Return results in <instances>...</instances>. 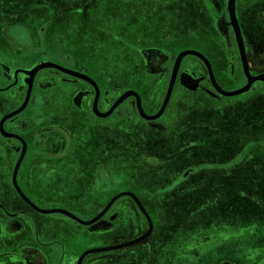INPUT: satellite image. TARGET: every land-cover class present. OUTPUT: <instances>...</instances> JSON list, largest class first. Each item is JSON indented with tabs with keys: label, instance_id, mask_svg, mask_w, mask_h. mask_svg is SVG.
<instances>
[{
	"label": "flooded vegetation",
	"instance_id": "obj_1",
	"mask_svg": "<svg viewBox=\"0 0 264 264\" xmlns=\"http://www.w3.org/2000/svg\"><path fill=\"white\" fill-rule=\"evenodd\" d=\"M220 1L223 2V0ZM169 6L171 17L168 22L160 21L151 24V26L142 24L147 27V30L149 27L152 29V37L147 38L146 35L151 44L145 47V55L133 60L138 63L143 62L145 76L141 79L134 78L137 86L129 88V90L138 94L140 107L148 116H153L162 104L175 59L182 51L192 50L202 54L210 63L216 84L223 90V83L234 85L240 82L239 87H243L247 83L233 28L230 21L226 22L228 18L226 8L217 12L212 6V0H189L186 5L179 4L174 7L172 3H169ZM174 10L178 14L177 18L173 16ZM171 11L173 12L171 13ZM235 16L245 51L247 71L251 77L262 75L264 74V0H235ZM161 28H167L168 32L162 33ZM227 34L230 43L224 41ZM220 41L225 43V47L220 43L217 45V42ZM182 46H188V48L179 50L170 62L168 56L174 54ZM213 58H217V61L225 59V63H221L223 68L225 67V74L223 73L222 78L219 77L221 73L218 74L219 64L212 61ZM127 60L132 61L129 60V57ZM251 61L254 62L250 68L249 62ZM50 64L52 65V63ZM53 65L68 69V67L59 65V62L53 63ZM17 69L23 70L24 68ZM43 70L45 78L41 81V85L44 88L50 87L58 80L61 83L60 79L81 82V88H85V93L89 96L88 104L91 113L94 106L98 113H105L122 94L110 85L109 78L104 83H97L86 72L68 69L84 75L96 83L97 94L96 88L83 78L71 76L56 67ZM117 73L119 74L121 71L116 69ZM23 76L22 73L17 72L12 81L15 90L20 91L22 97H25L28 85L23 86V90L19 88L23 83ZM25 81L32 85L31 77L26 78ZM182 81L184 83H181ZM79 91L80 93L84 92L81 89ZM246 93L247 95L228 104L222 103L219 99L222 95L217 93L211 83L206 65L199 58L188 55L180 62L169 104L158 119H143L138 111L137 100L131 95L114 108L113 113L120 114L123 122L116 121L107 130L108 132L105 131L106 142L101 145L95 143L96 136L93 132L70 134L61 126L55 128L63 137L62 149L48 151L46 150L47 144L44 142H36L34 146L25 145L26 161H24L27 166L24 188L17 177L16 184L11 179L9 183L13 185L16 196L26 209L23 215L18 212L9 213V220L3 224L10 227L18 226L17 230L14 229L16 232L14 231V234L8 238L11 243L8 252L12 254L10 256L16 259L24 258L21 262L24 264H78V259L85 250L79 254L71 253L59 241V231L61 233V230L64 229V222H70L79 227L83 225L74 221L73 218L59 213V209H61L59 207V194H61L59 182L63 178L64 170L81 163L85 171L88 169V175L64 182V185L68 187L73 185L74 189L83 191L79 193L80 200L78 198L66 199L74 201L73 205L76 204L78 207H66L65 209L80 221H94L93 224L104 222L107 226H111L105 232L95 235L106 238L116 231L121 233L130 231L134 234L133 238H137L142 234L140 231L144 232V229L145 232L147 231L149 220L152 222L153 233L156 219L162 220L166 217L167 222L163 225H165L167 233H161V244H157L153 264H264V245L259 248L255 247L254 251L250 250L249 253L241 249L239 256L221 258L215 254L214 256H217L218 259H214V256L208 255L211 254L212 245L227 238L224 235L225 228L226 231L230 229L235 232L236 234L233 235L235 237L241 231L246 232L242 235H247L245 239L249 237V233H253L249 232L248 225L242 221L247 218V213L231 215L234 220L242 221L236 222L238 228H234L235 223L229 227L223 225L222 216L217 213L213 214L210 220L203 221L201 219L202 221L187 226L191 212L190 205H196V201L191 202V196H194L195 192L199 194L202 192L201 197H214L222 193V189L224 192L226 189L225 180H229L230 184L235 187L233 195L243 194V197H240L248 199L254 195L258 196V188L254 187L259 180L264 182V176L260 175L264 169L247 158L244 153L247 150V143H243L241 140L247 139V119L255 115H264V83L257 81L251 84ZM31 97V102H34V95L32 94ZM104 104L106 107L108 106L107 109L103 108ZM81 105L82 108H85V103L81 102ZM170 105L171 110L168 111ZM257 105L262 109L260 113L254 110ZM133 118L140 119L143 126H130L129 122ZM30 120L33 127L41 122L36 118ZM27 125L26 121L20 122L17 131L7 132L11 140H14L10 146L12 148L15 144L18 146V155L23 153L20 141L25 139L20 131ZM38 133V130H34L31 137L38 138ZM85 135L86 144L79 146L75 143V141L83 140ZM112 139H114L113 144H110ZM101 161H104L106 165L100 163ZM66 165L68 166L66 167ZM117 167H125L126 171H131L130 168L135 169L129 174L112 173V169ZM18 172L19 170L16 176ZM41 177L44 180L51 178L52 181L54 179L51 184L54 188V191H51L55 196L54 199L44 200L47 192L38 182ZM150 178L155 180L154 193L145 188V184ZM160 183L165 185L159 186ZM123 184L126 189L117 191L116 189ZM260 191V193H264V187ZM112 192L114 194L111 195ZM125 192L135 196L146 214L137 205L136 200L128 195L118 197L107 208L108 203L115 195ZM142 193L146 196L150 195L148 200ZM87 194L96 199L93 205H85L87 200L82 197ZM164 194L168 195L170 199L166 204L161 205L157 203L156 196ZM262 197L264 198V194H261ZM234 198L233 196V200ZM41 199L46 202L41 203ZM89 201L91 203L92 200ZM213 204L217 206L221 203L217 201ZM113 208L116 211H113ZM260 208L263 210L264 206ZM260 208L256 210L257 215L261 211ZM51 210L57 211L42 212ZM120 216V224H115L114 221ZM181 217L183 222L176 225L177 218L181 219ZM18 218L23 219L24 223ZM111 223L114 225H109ZM47 230H54L57 234L46 237L43 231ZM21 235H24L22 240L19 239ZM57 235L58 239L52 240L51 237ZM124 240L115 239L114 244L117 243L118 246L125 244L126 240ZM142 250L145 253L148 252L147 248ZM22 252L25 254L24 256L20 255L23 254ZM105 253L87 254L80 264H123L127 259L107 256V261L101 260Z\"/></svg>",
	"mask_w": 264,
	"mask_h": 264
},
{
	"label": "crops",
	"instance_id": "obj_2",
	"mask_svg": "<svg viewBox=\"0 0 264 264\" xmlns=\"http://www.w3.org/2000/svg\"><path fill=\"white\" fill-rule=\"evenodd\" d=\"M187 2L189 0H2L0 2V264H24L21 263L24 258L16 259L11 257L12 254L8 253L11 244L8 238L11 234H14L18 226L10 227L3 224L9 220V213L18 212V214L23 215L26 209L16 196L13 185L9 183L11 179L16 184L15 179L17 177V180L22 183L24 188L27 166L24 155L25 145L34 146L36 142H44L47 144L46 150L48 151L62 149L64 140L55 128L59 126L70 134L73 132L78 134L82 132L88 133V131L93 132L96 136L95 143L101 145L106 142L105 131L108 132L107 130L113 126L114 122H123L120 114L115 115L113 113L114 109L105 116H98L94 110L91 113L88 104L89 96L85 93V88H81L82 83L79 81L60 79L61 83L58 80L50 87H42L41 81L45 78L43 69H50L53 66L40 68L32 75L30 74L31 71L44 64L59 62V65L68 67V69L86 72L97 83H104L109 78L111 81L110 85L122 94L126 91H131L129 88L137 86L134 78L138 77L141 79L145 76L143 62L138 63L133 60L145 55V47L151 44L147 38L152 37V29L149 27V30H147V27L142 24L151 26V24L160 21L168 22L171 17L169 3L176 7L179 4L186 5ZM144 11L149 12L147 19L142 17L141 13H144ZM173 13V16L177 18L178 14L175 13V10ZM132 21L139 22L134 25L138 26L135 31L128 26ZM116 23H120V25L116 26ZM143 31L147 38L142 39ZM160 31L167 33L168 29L161 28ZM121 51L126 52L130 56L129 60L132 61H128L127 58L124 61L117 59L118 62L112 63L108 56L112 53L120 54L122 53ZM17 68L24 69L19 70ZM116 69L121 71V73L116 74ZM100 70L102 71L101 73L99 72ZM17 72L24 75L23 83L19 88L22 89L23 86L28 85L25 97H22L20 91L14 88L12 80L14 75L16 77ZM29 77L32 78V85L27 84L25 81ZM149 78L152 77L149 76ZM181 83L184 82L182 81ZM80 89L84 92L80 93ZM32 94L34 95V102H31ZM169 99L159 117L165 112ZM80 101L85 103V108H82ZM161 106L162 104L155 114L159 112ZM105 107L106 105L103 106V108ZM107 108L108 106L105 109ZM259 109L258 105L254 108L255 112L259 111L260 113L262 109ZM170 110L171 105L168 108V111ZM31 118L40 119L41 122L33 127ZM251 118L247 119V158L259 164L260 167H264V115H255ZM25 121L28 125L23 127L20 132L26 140L21 139L23 153L18 155V146L17 144L13 148L10 146V143H14V140H11L7 132L17 131L18 124ZM140 121V119L136 120V118H133L129 123L130 126L139 125L141 127L143 125ZM34 130L39 131L38 138L31 137ZM113 140H111L110 144H113ZM75 143L79 144V146L86 144V135L83 140L75 141ZM100 163L106 165L104 161ZM130 169L131 171H126L125 167H117L112 169V173L129 174L135 168ZM18 170L19 172L16 176ZM63 172L65 173L62 174L63 178L59 182V192H61L59 194V207L68 212L65 209L66 207L75 208L78 206L76 204L73 205L74 201L71 202L66 199H79L81 198L79 193L83 191L74 189L73 185L68 187L64 185V182L88 175V169L85 171L83 164L79 163L77 166H72ZM69 176L71 178H68ZM38 182L42 184L43 190L48 193L45 194L44 200L54 199L55 196L51 192L54 191L51 185L54 179L52 181L51 178L44 180L41 177ZM256 182L257 180L255 184ZM161 184L158 185L160 186ZM162 185L165 184L163 183ZM121 186L126 189L124 184ZM145 186L147 190L154 193L155 180L150 178ZM263 186L264 182L259 180L256 187H254L258 188V197L260 198L261 194H264L260 193V190H263ZM1 192L3 193L1 194ZM112 194L114 193L112 192ZM143 196L148 200L150 195L146 196V194H143ZM253 197H256V195ZM82 198L87 200L85 202L87 206L93 205L96 200L90 194ZM113 198L110 200L111 203H108L107 208L117 199L113 200ZM169 199L170 197L165 194L156 196L157 203L161 205L166 204ZM89 200H92L91 203ZM46 201L41 199V203ZM113 211H116V209L113 208ZM119 212L121 213L120 210ZM247 214V218L242 221L248 225L247 229L249 232L258 233L263 231L264 209L260 211L259 215L256 214V211L251 212L250 209ZM121 216L114 221L115 224H120ZM18 220L24 223L23 219L18 218ZM73 220L83 226L79 227L70 222H64V229L62 228L61 233L59 231V241L74 254H79L84 250V252H87L116 247L118 245L117 243L114 244L115 239H125L126 241H124L127 243L147 234L145 238L137 243L117 248L118 251H115L117 249H112L94 253H111L108 255L107 253L103 254L105 256L101 260L104 261H107V256H111V258L124 257L122 258L124 260L127 258L123 264L128 262L129 264H153L157 244H161V233H167L166 227L163 225V223L166 224L167 222L166 217L162 220L156 219L153 233L152 222L149 220L147 231L145 232V229L144 232L140 231L142 234L137 238H133L134 234L130 231L127 233L116 231V234L113 233L109 237L104 238L95 234L103 233L111 226H107L104 222L93 224L94 221ZM233 220L234 218L229 221L235 223V227L238 228L236 222L242 221ZM114 223L109 225H114ZM43 233L48 237L56 232L47 230L43 231ZM251 234L249 233V235ZM23 238L24 235H21L19 239L22 240ZM51 238L52 240L58 239V235ZM262 245H264V242L251 248L248 246L244 249V252L247 251L249 253L250 250L253 252L255 247L259 248ZM145 248L148 249L146 253L142 250ZM43 251L45 250L43 249ZM20 255L24 256L25 254ZM126 261L128 262L126 263Z\"/></svg>",
	"mask_w": 264,
	"mask_h": 264
},
{
	"label": "rangeland",
	"instance_id": "obj_3",
	"mask_svg": "<svg viewBox=\"0 0 264 264\" xmlns=\"http://www.w3.org/2000/svg\"><path fill=\"white\" fill-rule=\"evenodd\" d=\"M216 1H217V3L215 4ZM226 1L227 0H223V2H221L220 0H212V6L217 12H220L221 10H225V8H226V13L228 15L226 22H228V21H230V19H229V14H228V10H227L228 3L226 4ZM141 14L143 15L142 17L144 19L145 18L147 19L149 12L144 11V13L142 12ZM136 23H139V22L132 21L129 23L128 26H130L131 30L135 31L138 28V26H134V25H136ZM118 25H120V23H116V26H118ZM230 25H231V23H230ZM246 25H249V24L246 23ZM129 34H131V33H129ZM234 35H235V33H234ZM142 38H146V34L144 33V31H143V37ZM224 39H225L224 41L226 43H228V41H229L228 34H227V37H225ZM235 40L237 43L236 35H235ZM219 43L221 44V46L225 47L224 42H221V41L217 42V45H219ZM229 43H230V41H229ZM237 45H238V43H237ZM184 48H188V46H182L181 48L176 50L174 52V54H170L168 56L170 58V62H172L174 55L177 54L179 52V50H182ZM121 52L122 53H120V54L112 53L111 55L108 56L112 63L118 62L117 59L124 61L125 59L130 57L129 55L126 54V52H124V51H121ZM168 57H167V59H168ZM224 60H225L224 58L222 60H218V61H217V58H213V60H212V61L219 64V66L217 68H218V74L221 73V75L219 74L220 76L218 75L220 78H222V76H224V74H225V70H224L225 67L223 68V66L221 64L224 62ZM253 62L254 61L249 62L250 68H251V65L253 64ZM259 68H263V67H259ZM262 75H264V74H262ZM259 82H261V81H259ZM240 85H241L240 82L235 83L234 85H228L226 83H223L224 91H227V92L235 91V90L242 88V87H239ZM245 95H247L246 92H244V94L242 93V95H240V96L236 95L237 97L223 96L222 95L221 97H219V99L222 103L228 104V103L234 101L235 99L242 98ZM242 141H243V143L247 142V140L245 138L243 140H241V142ZM199 152H200V149H199ZM244 153H246V156H247L248 150H245ZM261 169H264V167H262ZM260 175H261V177H263L264 171ZM225 188L226 189L224 190V192L222 189V193H219L218 195H216L214 197H210V196L201 197L202 192H200V194L198 192H195L194 193L195 195L191 196V199L193 200V201L191 200V202L193 203L194 201H196V205H193V204L190 205L191 212H190V216L188 217V221H187L188 227H189V225H193V223H197V221H199V222L202 221L201 219H203V221L205 219L210 220V218L215 213L221 215L223 225L229 227L230 225H233V224L231 223V221H229V222H226V221L232 220V216H231L232 214H235V215L238 213L245 214V213H247V211H249V209L252 212V211H256L260 207L264 206V198L263 197L260 198L257 196V197H251L248 199L247 197L241 198V197H243V194L239 195L237 193V195H233V189L235 187H233L232 184H230L229 180H225ZM121 189H123L122 186L116 190L118 191ZM233 196L235 197L234 200H233ZM217 201H220L221 204L216 206L213 203H215ZM218 208H219V210H218ZM260 209L262 210V208H260ZM59 217H61V216H59ZM176 222L182 223L183 218L182 217H181V219L177 218ZM230 228H232V227H230ZM234 228H235V226H234ZM235 234L236 233L231 231L230 229L226 231V228H225V234L224 235H226L227 238L218 242L217 244L212 245L211 247H213V248L209 247V248H211V252H210L211 254H208V255L214 256L215 254H218L219 257H221V258L230 257V256L233 257L234 255L239 256L241 254L240 253L241 249H245L248 246L251 248V247L256 246L257 244H261L264 242V229H263V231H259L258 233H253L251 235H248L249 237L246 239H245V237L247 235L242 236V235L246 234V232L241 231L237 237L233 236ZM222 255H228V256L222 257ZM214 259H218V257L214 256ZM209 264H213V263H209Z\"/></svg>",
	"mask_w": 264,
	"mask_h": 264
},
{
	"label": "water",
	"instance_id": "obj_4",
	"mask_svg": "<svg viewBox=\"0 0 264 264\" xmlns=\"http://www.w3.org/2000/svg\"><path fill=\"white\" fill-rule=\"evenodd\" d=\"M227 10H228V14H229V19H230V23L233 27V30H234V33L236 35V39H237V43H238V48H239V53H240V56H241V60H242V64H243V67H244V72L246 74V77H247V83L244 87L238 89V90H235V91H230V92H227V91H224L222 90L215 82V79H214V76H213V73H212V69H211V66H210V63L209 61L200 53L196 52V51H192V50H185V51H182L181 53H179L175 59V62H174V66H173V70H172V73H171V76H170V81H169V84H168V88H167V92H166V95H165V98L163 100V103H162V106L159 110V112L153 116H148L146 115L141 107H140V101H139V96L133 92V91H126L125 93H123L119 98L118 100L113 104L112 108L110 109V111H108L107 113L105 114H100L98 113V111L96 110V107L94 106V112L98 115V116H105V115H108L120 102H122L124 99H126L127 97L129 96H134L137 100V107H138V111L140 113V115L146 119V120H155L156 118L159 117V115L161 114V112L163 111L168 99H169V96L171 94V91H172V88H173V85H174V81H175V78H176V75H177V70L179 68V65H180V62L181 60L185 57V56H188V55H192V56H195L197 58H199L207 67V71H208V75H209V78L211 80V83L213 84L215 90L223 95V96H236V95H240L244 92H247L251 86V84H253L254 82L256 81H261V82H264V75H260V76H257V77H251L247 71V62H246V59H245V51H244V47H243V42H242V38H241V33H240V30H239V26H238V23H237V19H236V16H235V0H228V6H227ZM47 66H53V67H56L58 68L59 70H61L62 72H65L71 76H76V77H79V78H83L85 80H87L89 83H91L95 88H96V92L98 94V89H97V86L95 85V83L89 79L88 77L84 76V75H81L79 73H76V72H73L71 70H68V69H65V68H62L60 66H56V65H51V64H44V65H41V66H38L36 68H34L32 71H31V75L34 74L38 69L40 68H43V67H47ZM15 184V183H14ZM122 195H128V196H131L132 198H134L136 200V203L137 205L143 210V212L145 213L144 209L142 208V206L140 205V203L137 201V199L135 198V196L131 193H120L118 194L117 196H115L114 199L122 196ZM21 196L27 200L22 194ZM112 200V201H113ZM111 203V202H110ZM109 203V204H110ZM108 204V205H109ZM57 210H51V211H42V212H55ZM59 213H62L64 215H67L75 220H78L75 216H73L72 214L64 211V210H60L59 209ZM146 214V213H145ZM147 216V215H146ZM150 222V221H149ZM147 234L131 241V242H127L125 244H121L119 246H116V247H110V248H103V249H97V250H90V251H87V252H84L78 259V264H80V262L82 261L83 257L86 256L87 254H90V253H96V252H101V251H107V250H112V249H117V248H122V247H125V246H129V245H132L134 243H137L139 242L140 240H142L143 238L146 237Z\"/></svg>",
	"mask_w": 264,
	"mask_h": 264
}]
</instances>
